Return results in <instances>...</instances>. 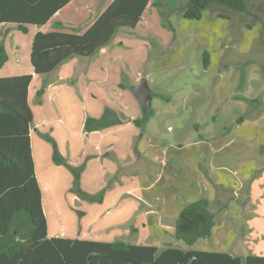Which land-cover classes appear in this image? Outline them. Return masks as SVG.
Masks as SVG:
<instances>
[{
  "label": "crops",
  "instance_id": "crops-1",
  "mask_svg": "<svg viewBox=\"0 0 264 264\" xmlns=\"http://www.w3.org/2000/svg\"><path fill=\"white\" fill-rule=\"evenodd\" d=\"M111 1L72 0L48 23L30 25L26 32L14 24L0 23V42L9 55L0 67V78L32 75L28 93L33 113L30 139L49 236L159 247L172 244L165 236H175L178 215L189 202L207 198L217 215L228 207L224 196L232 173L247 188L253 215L249 228L261 240L254 244L247 233L246 249L231 252L216 248L223 244L217 235L220 225L216 216L213 234L204 239L201 250L264 256V158L261 164L256 161L264 137L258 136L251 148H244L252 153L236 159L231 153L222 158L228 143L219 140L209 144L201 136L192 148L186 147L190 144L186 140L177 146L164 142L158 138L164 127L155 121L179 112L161 92L153 95L154 114H149L144 124L136 123L147 111L134 87L143 77L149 84L153 79L151 70L142 72L152 47L142 39L141 34H147L139 28L145 24L148 9L154 15L156 0L150 1L135 30L118 31L96 54L68 58L49 74L35 73L31 52L38 31L82 33ZM155 99L159 103L153 107ZM88 118L96 119L92 130L86 128ZM254 130L262 134L264 127ZM233 160L240 169H230L228 162ZM257 174L261 177L256 185ZM53 213L59 214L61 223L57 226L48 216ZM63 214H71L73 224L62 223ZM188 248L198 249L194 245L184 249Z\"/></svg>",
  "mask_w": 264,
  "mask_h": 264
},
{
  "label": "trees",
  "instance_id": "trees-1",
  "mask_svg": "<svg viewBox=\"0 0 264 264\" xmlns=\"http://www.w3.org/2000/svg\"><path fill=\"white\" fill-rule=\"evenodd\" d=\"M70 1L0 0V23L14 24L26 32L30 25L48 23ZM150 1L112 0L82 33L62 29L38 31L31 52L35 73L49 74L68 58L96 54L121 29L136 28ZM154 5L160 6L157 2ZM215 5L248 12L255 4L250 0H189L181 13L184 18L199 20L205 9ZM209 56L205 51V67L210 64ZM8 58L2 41L0 67ZM31 81V74L0 78V264H264V256L253 254L240 256L225 251L184 249L173 244L159 247L123 240L50 237L30 139ZM148 114H154L153 108L136 123L144 124ZM95 123V118H88L86 128L92 130ZM216 216L209 199L189 202L178 215L175 237L192 247L212 236Z\"/></svg>",
  "mask_w": 264,
  "mask_h": 264
},
{
  "label": "rangeland",
  "instance_id": "rangeland-1",
  "mask_svg": "<svg viewBox=\"0 0 264 264\" xmlns=\"http://www.w3.org/2000/svg\"><path fill=\"white\" fill-rule=\"evenodd\" d=\"M188 1L156 0L160 6L154 8L153 16L151 10H147L145 24L139 28L140 32L147 34L145 37L141 34L142 39L152 47L142 72L152 71V90L163 93L164 100H172L179 112L168 118L157 117L155 124L164 127L165 133H159L158 138L175 146L186 140L190 143L186 147L192 148L194 140L202 136V140L209 144L218 140L222 144L228 143L223 159L225 154L230 153L235 154L233 159L244 158L252 153L251 149L250 152L245 149L251 148V143L257 142L258 136L264 137V132L261 134L262 131L256 133L254 130L264 127V1L250 0L255 4L249 7L250 12L215 5L205 9L199 20L183 17L181 10ZM205 51L210 53L208 67L204 66ZM255 98L258 100L254 103L252 99ZM158 103L159 99H155L153 107ZM258 148L261 151L257 150L260 156H256V161L261 164L264 147ZM233 162H228L230 169H240L238 162ZM229 175L232 176L231 186L224 196L228 207L219 210L217 215L220 225L217 235L223 244L216 248L236 252L249 245L246 242L247 233L254 244L261 237L249 228L253 215L246 186H241L242 180L238 175ZM256 177L257 185L261 174ZM182 200L178 199L179 202ZM76 215L82 217L81 214ZM48 216L57 223L56 226L61 223L59 214ZM70 216L63 214L62 223L70 225ZM165 237L172 240L175 246L188 247L175 236ZM205 242L201 239L194 247L202 249Z\"/></svg>",
  "mask_w": 264,
  "mask_h": 264
},
{
  "label": "water",
  "instance_id": "water-1",
  "mask_svg": "<svg viewBox=\"0 0 264 264\" xmlns=\"http://www.w3.org/2000/svg\"><path fill=\"white\" fill-rule=\"evenodd\" d=\"M134 91L143 110L148 111L152 107L153 99V94L148 79L143 77L141 82L134 87Z\"/></svg>",
  "mask_w": 264,
  "mask_h": 264
}]
</instances>
